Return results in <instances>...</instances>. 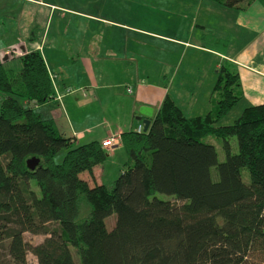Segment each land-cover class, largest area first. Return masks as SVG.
Listing matches in <instances>:
<instances>
[{"label":"trees","instance_id":"obj_1","mask_svg":"<svg viewBox=\"0 0 264 264\" xmlns=\"http://www.w3.org/2000/svg\"><path fill=\"white\" fill-rule=\"evenodd\" d=\"M214 91L213 113L186 117L165 96L146 131L121 132L127 163L107 187L81 176L106 160L100 142L75 144L20 102L40 104L53 92L41 53L25 52L15 67L0 63V264H26L28 252L37 264H76L71 249L79 264H264V104L218 126L241 97L229 65L218 69ZM206 135L221 140L223 161ZM24 232L45 237L32 245Z\"/></svg>","mask_w":264,"mask_h":264},{"label":"crops","instance_id":"obj_2","mask_svg":"<svg viewBox=\"0 0 264 264\" xmlns=\"http://www.w3.org/2000/svg\"><path fill=\"white\" fill-rule=\"evenodd\" d=\"M58 7L67 12L60 14L61 18L56 16ZM0 9V63L9 65L12 60L6 49L15 45H19L22 53L38 50L48 72L54 75L59 91L64 92V87L76 89L64 92L60 102L47 99L38 105L29 103L35 108L54 103L48 117L38 115L51 121L61 135L72 137L75 144L93 140L101 143L112 135L135 130L142 124L136 119L139 108L151 107L154 117L165 96H169L186 117L215 112L218 95L214 85L222 65L236 71L241 97L216 125H229L226 121L229 115L236 116L234 122L244 108L264 104V0H243L237 7H226L221 0H180V25L157 31L150 29L151 25H138L148 19L136 20V26L126 15L121 21L101 18L103 26L94 28L89 23L92 20L89 15L85 20H73L69 8L50 0H0ZM55 17L59 22L52 25ZM66 19L72 22L74 29L61 28L60 23ZM109 26L112 28H107ZM154 42L165 43V55H174L173 60L174 52H180L179 59L153 70L150 61L153 60L152 49L156 47ZM169 45L172 53L167 52ZM11 64L18 66L19 59ZM66 68L81 79L70 82L68 74L63 73ZM99 69L104 70L103 78ZM115 69L125 73L121 80L110 78ZM127 87L130 92L126 91ZM102 89L104 94L112 95L115 107L98 126L80 129L71 122L65 98L83 105L86 103L82 102L89 103ZM179 95L180 106L176 101ZM2 97L0 95V102ZM239 103L241 107L233 114ZM63 118L69 127L68 134L63 133ZM120 149H123L120 142L106 148L108 156L99 165L105 168ZM100 166L96 165L92 171L96 183L101 182L99 177L104 168H98Z\"/></svg>","mask_w":264,"mask_h":264},{"label":"rangeland","instance_id":"obj_3","mask_svg":"<svg viewBox=\"0 0 264 264\" xmlns=\"http://www.w3.org/2000/svg\"><path fill=\"white\" fill-rule=\"evenodd\" d=\"M51 2L55 3L56 5H59L61 7H66L69 8V11H72L73 13H69L71 18L73 20L75 19H86V15H89L91 17V21L89 22L92 27L94 28H100V26H103V23H101L100 19L101 18H107V19H112V20H117L121 21L123 19V16L126 15L129 18L133 20L132 24L137 26V23L135 22L136 20L141 19L142 17L145 19H148L149 21L145 20L143 23L138 25H144V26H150V29L157 31V29L167 27V28H172L174 25L178 26L180 25V0H117L118 2L114 4L113 0H50ZM131 1V3L129 2ZM2 9H0V16H1ZM56 16H59L61 18V15H65L67 12L61 8H56L55 9ZM61 14V15H60ZM82 14V15H81ZM59 21L57 20V17H55L52 21V25L57 24ZM61 28L64 29L68 27V29H74L75 27L73 26L72 22L68 21H63L60 23ZM106 26V25H104ZM106 28V27H104ZM107 28H112L111 26ZM180 30V28H179ZM164 33H167L164 31ZM1 41V39H0ZM153 46L159 47L156 48L154 47L151 51V60L152 62V68L153 70H159L157 69L159 66L164 65V63L169 62L168 64L175 63L179 59V54L180 52H174L175 53V58L173 60L174 55L170 54L168 57L165 55V49H167V45L165 43H155ZM170 48H168L167 52L172 53L173 51L171 50V45H169ZM1 54V53H0ZM6 54L10 57L11 60L13 61L16 58H20L24 53L20 52L19 45H15L11 48L6 49ZM48 56V54H46ZM62 57L64 58L65 54H61ZM13 58V59H12ZM9 62V65L11 62ZM17 63V62H16ZM14 63V64H16ZM11 64V67H15L17 65ZM8 64L5 66H9ZM155 68V69H154ZM100 72H104L103 69H99ZM171 72V70H169ZM63 73L68 74L69 81L72 83L78 82L81 77H75L72 70L70 68H66V70H63ZM85 73H87L85 71ZM101 73V74H102ZM112 76L110 78L114 79L117 81L118 79L121 80L125 76V73L122 74V72L118 69H115L112 71ZM180 74V69L178 72V76ZM103 75L101 76L103 78ZM49 77L50 81L52 84V94L48 99H54L56 102H60L62 100V96L65 93H71L75 91L76 89L71 88V87H64L62 91L60 92L57 85L54 82V75L49 72ZM131 81V80H130ZM18 84V83H17ZM17 87V85H16ZM74 87H77L74 85ZM175 87V86H174ZM178 87V86H177ZM180 87V86H179ZM19 88V86L17 87ZM69 90V92H67ZM83 91V89H82ZM127 92H130V88H126ZM60 96V97H59ZM112 95L109 94H104L103 89L100 90L98 96H92V100L87 103V102H82L86 104H77L75 101L71 102L70 97H66L64 102L66 105L67 113L69 117L71 118V122L73 124H78L77 127L80 129H84L85 127H91V126H98L101 120L104 118H107L109 115L108 113L112 112L113 108L115 107L114 101L111 99ZM59 98V99H58ZM69 100V102H67ZM46 101V100H45ZM177 103L180 106V95L179 98H177ZM21 104L26 107H30L33 109L35 113H40L41 117H48L49 112L52 110L54 107V103H45L39 108H35L33 105L35 103H32L33 105L28 104L25 100H20ZM81 103V102H78ZM41 104V103H40ZM38 105V104H36ZM32 106V107H31ZM241 107L240 103L237 105V107L234 109L233 114H236L238 109ZM235 115H229L227 117L226 121L228 123H233V119H235ZM135 122V121H134ZM61 124L63 127V133L68 134L69 127L66 123V121L61 120ZM99 129V127L96 128V130ZM85 131V130H84ZM115 138V140L112 142L109 139L110 138ZM109 140V143L111 145L106 144L104 145L105 140ZM101 142L102 146L104 149H108L111 147H114L117 142H120V135H112L108 138H106ZM202 141L210 143L214 145L217 153V160L218 162H221L225 158V153L221 145V140L214 136V135H208V136H203ZM230 144H231V152L236 153L237 152V142L235 137L230 138ZM121 150V151H120ZM119 153L115 154L114 157H112L107 165H98L100 167L98 168H104L101 172L100 178V183L105 184L107 187H111L113 185L114 180L117 178V176L120 173V170L125 167V164L127 163V156L126 153L123 149H120ZM66 149L60 150L56 156H55V161L60 162L63 158V155L65 154ZM112 162V163H110ZM211 172V178L212 180H217V172L215 167H212L210 169ZM82 177H87L90 179V181L95 182V178L93 176H90L87 172L81 173ZM241 176L244 182H247L249 179L248 176V171L246 169H242L241 171ZM92 177V178H91ZM92 179V180H91ZM32 187L37 190V186L35 183L32 181ZM159 198L161 199H169L170 201H175V198L172 195H167V194H161L157 193L156 194ZM83 216H80L82 218ZM114 215L109 216L105 220L106 227L110 229L113 226L114 223ZM45 235L42 234H31L29 232H24L23 233V238L26 242L35 245L37 243H40L44 239ZM73 259L76 262V264H79V259L78 255L76 254L74 249H71ZM26 264H37V259L36 257L28 252L26 254Z\"/></svg>","mask_w":264,"mask_h":264},{"label":"water","instance_id":"obj_4","mask_svg":"<svg viewBox=\"0 0 264 264\" xmlns=\"http://www.w3.org/2000/svg\"><path fill=\"white\" fill-rule=\"evenodd\" d=\"M152 108L149 106H141L139 108V115L136 117L137 120L141 121L143 124V131H146L148 129V126L150 124V119L152 118ZM38 163L37 158H29L26 160L27 167L30 169H33ZM262 233L264 235V223L262 226Z\"/></svg>","mask_w":264,"mask_h":264},{"label":"built area","instance_id":"obj_5","mask_svg":"<svg viewBox=\"0 0 264 264\" xmlns=\"http://www.w3.org/2000/svg\"><path fill=\"white\" fill-rule=\"evenodd\" d=\"M67 92H69V90H68ZM59 97H60V96H59ZM58 99H59V98H58ZM135 130H136L137 132L142 131V130H143V126H142V124L138 125V126L136 127ZM109 140L113 142V141L115 140V138L113 137V138H110ZM109 140H108V139L105 140V141H104V145H106V144L111 145V143H109ZM261 215H262V217H264V208L262 209Z\"/></svg>","mask_w":264,"mask_h":264}]
</instances>
